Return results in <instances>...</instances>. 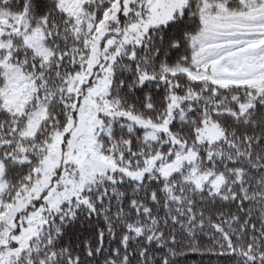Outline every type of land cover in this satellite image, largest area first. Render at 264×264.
Wrapping results in <instances>:
<instances>
[{"label":"snow or ice","instance_id":"obj_1","mask_svg":"<svg viewBox=\"0 0 264 264\" xmlns=\"http://www.w3.org/2000/svg\"><path fill=\"white\" fill-rule=\"evenodd\" d=\"M0 264H264V0H0Z\"/></svg>","mask_w":264,"mask_h":264}]
</instances>
